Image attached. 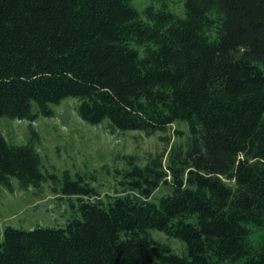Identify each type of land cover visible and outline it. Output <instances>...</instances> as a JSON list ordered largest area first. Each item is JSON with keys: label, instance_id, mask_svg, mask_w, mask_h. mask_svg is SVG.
<instances>
[{"label": "trees", "instance_id": "1", "mask_svg": "<svg viewBox=\"0 0 264 264\" xmlns=\"http://www.w3.org/2000/svg\"><path fill=\"white\" fill-rule=\"evenodd\" d=\"M133 1L0 0V119L49 118L74 98L90 125L190 133L185 150L130 158L135 196L102 201L81 176L42 173L34 138L12 146L0 132V186L50 179L79 213L64 227H5L0 264H264V237L250 240L264 229V0H182V17ZM161 185L170 193L150 201Z\"/></svg>", "mask_w": 264, "mask_h": 264}, {"label": "rangeland", "instance_id": "2", "mask_svg": "<svg viewBox=\"0 0 264 264\" xmlns=\"http://www.w3.org/2000/svg\"><path fill=\"white\" fill-rule=\"evenodd\" d=\"M168 9L182 17V0H163ZM134 7L141 12L148 6L159 8L157 0H134ZM78 101L64 99L59 105L51 106L53 116H38L35 120L0 119V132L12 146H21L34 138V148L41 159V172L54 174L59 179L67 171L73 179L81 176L98 192L99 199L107 201L113 197L135 196L124 183L123 173L129 170L130 158L138 167H144L151 159L168 153L173 147L186 149L189 127L184 122L173 123L164 133L145 136L139 131H110L107 121L90 125L77 114ZM36 113V104H32ZM166 164V157L163 158ZM11 189L0 186V242L5 227L31 230L40 227H64L79 217L77 198L54 192L59 185L50 179L39 188H21L16 179H11ZM170 193V188L161 185L153 192L150 201ZM154 239L169 245L177 254L184 244L164 234L151 232ZM264 237L263 230H254L251 241ZM228 264V263H226Z\"/></svg>", "mask_w": 264, "mask_h": 264}]
</instances>
